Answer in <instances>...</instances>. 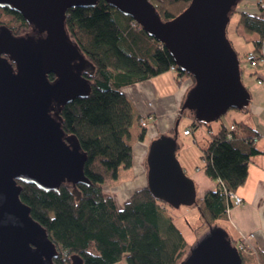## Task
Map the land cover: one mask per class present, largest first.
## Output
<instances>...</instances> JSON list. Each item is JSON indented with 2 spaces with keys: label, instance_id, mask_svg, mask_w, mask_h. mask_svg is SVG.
Returning a JSON list of instances; mask_svg holds the SVG:
<instances>
[{
  "label": "water",
  "instance_id": "1",
  "mask_svg": "<svg viewBox=\"0 0 264 264\" xmlns=\"http://www.w3.org/2000/svg\"><path fill=\"white\" fill-rule=\"evenodd\" d=\"M99 1L0 0V8L21 14L31 27V33L15 35L0 25V264H55L59 256L47 230L22 202L18 182L46 192H59L69 183L77 196L78 184L90 185L84 171L87 154L76 136L64 133L59 111L91 93L82 74L89 61L69 36L67 13ZM104 1L163 44L179 70L194 79L182 110L193 112L196 122L210 124L249 106L241 61L227 35L231 14L242 0H192L169 21L149 0ZM176 151L175 138L161 135L148 154L147 187L174 209L197 202L195 183ZM71 264L83 260L73 256ZM181 264H243V258L228 232L216 226Z\"/></svg>",
  "mask_w": 264,
  "mask_h": 264
},
{
  "label": "trees",
  "instance_id": "2",
  "mask_svg": "<svg viewBox=\"0 0 264 264\" xmlns=\"http://www.w3.org/2000/svg\"><path fill=\"white\" fill-rule=\"evenodd\" d=\"M149 1L164 21L176 18L192 2ZM259 6L261 11L254 14L238 12L236 8L231 18L238 13L242 37L257 35L250 41L251 53L257 60H264V14L262 4ZM0 25L15 35L31 29L21 14L8 8H0ZM66 28L89 61L82 74L91 83V93L61 108L60 126L66 135L78 138L87 154L84 171L90 185L78 184L77 196L69 183L62 184L59 192H46L18 182L22 186L21 200L56 245L59 256L55 264H71L73 256H79L83 264H119L124 259L125 264H181L192 245L168 213L170 206L157 199L148 187L119 205L104 186L118 180L121 168H131L134 128L139 125L143 129L141 140L146 134L142 121L145 117L136 113L125 88L170 71L177 73L179 81L184 77L194 79L179 70L163 44L104 0L91 8L70 9ZM48 78L53 81L55 77ZM189 112L182 111L180 117ZM199 126L211 124L194 121L188 129L192 132ZM231 134L229 138L228 128L221 126L203 151L206 176L220 182L219 187L198 197L194 205L208 229L227 219L234 207L229 193L235 194L246 183L253 157L264 154L254 138L238 139ZM232 242L237 246L241 241ZM240 254L244 259V252Z\"/></svg>",
  "mask_w": 264,
  "mask_h": 264
},
{
  "label": "crops",
  "instance_id": "3",
  "mask_svg": "<svg viewBox=\"0 0 264 264\" xmlns=\"http://www.w3.org/2000/svg\"><path fill=\"white\" fill-rule=\"evenodd\" d=\"M241 3L243 5H238V12L254 14L261 11L258 0H243ZM262 13L264 14V9ZM227 35L239 58L243 54L244 61L247 62V55L253 51L250 41L257 39V35L246 34L248 43L241 36L239 25L232 31L228 26ZM250 69L246 73L241 69L243 84L251 97L249 106L228 113L229 115L221 121L218 120V125L210 126L209 130L200 128L196 131L195 128L188 136L184 135V132L194 123V113L190 111L186 116L180 115L187 94L194 86L191 78L184 77L179 81L177 73L170 71L125 88L136 113L145 117L142 121L146 123V134L141 140L139 135L143 129L139 125L134 128L131 136L132 166L129 169L121 168L118 180L108 185L105 192L112 195L119 205H123L136 191L147 187L150 146L161 135L175 138L177 158L185 174L194 181L197 195L200 197L207 190L219 187L218 180L206 176L202 156L211 142L212 135L217 133L221 126L228 130L235 126L233 133L238 139L254 138L256 147L264 152V84H258V80L264 81V60L256 61ZM235 194L243 199V204L234 205L229 210L227 219L218 222V226L228 232L231 240L241 241L246 235H254L249 248L251 252L244 253L243 264H264V154L253 157L249 164L247 181ZM189 236L184 235L191 244L192 238Z\"/></svg>",
  "mask_w": 264,
  "mask_h": 264
},
{
  "label": "rangeland",
  "instance_id": "4",
  "mask_svg": "<svg viewBox=\"0 0 264 264\" xmlns=\"http://www.w3.org/2000/svg\"><path fill=\"white\" fill-rule=\"evenodd\" d=\"M258 2H259V4H262V9H264V2L261 3V0H258ZM240 3H239V6L240 5L242 6L243 4L242 3L240 4ZM239 6H237V10H238ZM237 22H238V13H235L232 16L231 21L229 23V29H231V31L238 25ZM26 33H31V29H26V30L22 31V33L20 35H22V34L24 35ZM242 33H243V30L241 29V36H242ZM233 47H234V45H233ZM244 59H245V56H243V54H241V58H240L241 69H242V71L244 73H246L249 70H251L250 68L252 67V65L249 64L248 62H245ZM257 62H260V60H257ZM233 111H235V109L230 110L228 113H232ZM228 113L225 116H223L219 121H221L223 118H225L227 115H229ZM219 121H216V122H213V123H210V124H211V126L214 127L215 125L219 124L218 123ZM200 128L201 129L202 128H205V129L208 128V130H209L210 127H208V126H199L196 129V131H198ZM185 147H187V146L185 145ZM187 150H189V152H191L190 149H187ZM108 185H112V181H110L109 183L105 184V186H104L105 190L108 187ZM168 209H169L168 213L173 217L176 226L182 231V234H184L185 236H189L190 235L189 238L190 239L192 238V240H191V245L192 246H194L196 244V242L199 241V238L202 235L207 234L209 232V229L207 227H205L204 224L202 223V220L200 218V214H199V211H198L197 207H195V206H182V207H180L178 209H174V208H171V207H168ZM249 235H246V236H249ZM250 252L251 251H248V252H245V253H250ZM119 264H125V259Z\"/></svg>",
  "mask_w": 264,
  "mask_h": 264
},
{
  "label": "built area",
  "instance_id": "5",
  "mask_svg": "<svg viewBox=\"0 0 264 264\" xmlns=\"http://www.w3.org/2000/svg\"><path fill=\"white\" fill-rule=\"evenodd\" d=\"M264 0H261V3H263ZM257 59L256 56L254 55V53H250L247 55V62L249 64H251L252 66L256 63ZM258 84H264L263 80H258ZM143 125L145 126L146 123L143 122ZM236 129L235 126H232L229 130V138H232V134L233 131ZM191 134V129H188L184 132V135L188 136ZM230 197L234 200V205H242L243 202L241 199V197L235 195L234 193H229ZM242 203V204H241ZM254 235L250 234L249 236H245L243 237V239L241 240V242L238 244V247L240 250H242L243 252H248L249 248H251V241L253 240Z\"/></svg>",
  "mask_w": 264,
  "mask_h": 264
},
{
  "label": "bare ground",
  "instance_id": "6",
  "mask_svg": "<svg viewBox=\"0 0 264 264\" xmlns=\"http://www.w3.org/2000/svg\"><path fill=\"white\" fill-rule=\"evenodd\" d=\"M196 190H197V189H196ZM198 197H200V196L197 195V198H198ZM241 199H242V198H241ZM242 202H243V200H242ZM241 204H242V203H241ZM239 205H240V204H239ZM253 238H254V237H253ZM240 251H242V250L239 249V252H240ZM242 252H243V251H242ZM244 253H245V252H244Z\"/></svg>",
  "mask_w": 264,
  "mask_h": 264
}]
</instances>
